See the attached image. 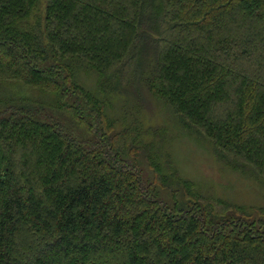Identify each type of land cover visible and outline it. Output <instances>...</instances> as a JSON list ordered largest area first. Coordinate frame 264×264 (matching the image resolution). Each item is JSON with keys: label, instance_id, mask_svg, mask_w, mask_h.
<instances>
[{"label": "trees", "instance_id": "16d2710c", "mask_svg": "<svg viewBox=\"0 0 264 264\" xmlns=\"http://www.w3.org/2000/svg\"><path fill=\"white\" fill-rule=\"evenodd\" d=\"M174 131L264 191V0H0V264H264Z\"/></svg>", "mask_w": 264, "mask_h": 264}, {"label": "rangeland", "instance_id": "374dc122", "mask_svg": "<svg viewBox=\"0 0 264 264\" xmlns=\"http://www.w3.org/2000/svg\"><path fill=\"white\" fill-rule=\"evenodd\" d=\"M148 113L154 122L164 121L170 131L173 130V123L163 108L152 105ZM171 147L183 175L195 181L200 180L204 190L215 191L238 203L254 204L261 201L264 195L263 190L237 174L220 169L201 144L178 132L175 134Z\"/></svg>", "mask_w": 264, "mask_h": 264}]
</instances>
